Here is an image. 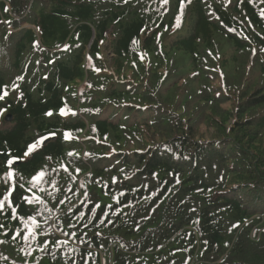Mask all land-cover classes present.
Returning a JSON list of instances; mask_svg holds the SVG:
<instances>
[{"label":"trees","instance_id":"1","mask_svg":"<svg viewBox=\"0 0 264 264\" xmlns=\"http://www.w3.org/2000/svg\"><path fill=\"white\" fill-rule=\"evenodd\" d=\"M0 96V264H264V0H0Z\"/></svg>","mask_w":264,"mask_h":264},{"label":"snow or ice","instance_id":"2","mask_svg":"<svg viewBox=\"0 0 264 264\" xmlns=\"http://www.w3.org/2000/svg\"><path fill=\"white\" fill-rule=\"evenodd\" d=\"M163 3L167 4L168 0H162ZM185 0H181V6H183ZM190 2V0H189ZM20 79H22V77H20ZM4 95H7V92H4ZM3 97L0 96V99H2ZM62 114H66L63 112L62 110ZM49 115H51V113H49ZM56 134L55 133H50L49 136H45V137H41L39 141L34 142L32 144H30L27 149L25 150L23 156L21 157H13L11 156L10 153H8L7 155L9 156V159H7L5 161V166L8 167L10 170L6 173V179H5V183H8V178H11L12 181L15 180L16 177V172L12 169V166L14 164H18L19 161L23 160L25 157L30 156L33 152H35L38 148V146H42L45 140L50 139L51 137H54ZM3 155V154H0ZM71 155V154H70ZM67 171V169H65ZM79 171V169H77V172ZM46 175V173L44 171H40L36 176L33 177L34 181H41L42 178ZM16 185L15 183H12L10 185V190L7 191L6 195L4 196L3 199H0V212L4 211L5 208V201L8 202V205L11 209V211L13 213H17V216L15 218H19V214H18V207L19 205H14L12 204V193L15 191ZM29 191H31V189H29ZM22 200L26 203H32L33 200H37L40 203H43V201L41 200L40 197H28V196H24L22 197ZM63 202V201H62ZM28 220H31L33 224H36L37 221L35 219V216H30L28 217ZM25 223H27V221H25ZM0 227H3V225H0ZM17 235H20V233H17ZM0 243H2V241H0ZM56 245L53 244V247H55ZM45 249L42 248L41 251H44Z\"/></svg>","mask_w":264,"mask_h":264},{"label":"water","instance_id":"3","mask_svg":"<svg viewBox=\"0 0 264 264\" xmlns=\"http://www.w3.org/2000/svg\"><path fill=\"white\" fill-rule=\"evenodd\" d=\"M21 98H22V97H21ZM8 120H12V117H11V116H9V117H8Z\"/></svg>","mask_w":264,"mask_h":264},{"label":"rangeland","instance_id":"4","mask_svg":"<svg viewBox=\"0 0 264 264\" xmlns=\"http://www.w3.org/2000/svg\"><path fill=\"white\" fill-rule=\"evenodd\" d=\"M7 120H8V119H7ZM10 121H11V120H8L7 122H9V123H10Z\"/></svg>","mask_w":264,"mask_h":264}]
</instances>
